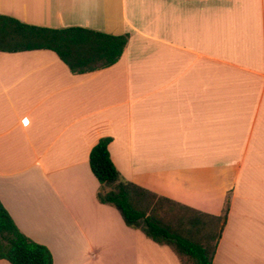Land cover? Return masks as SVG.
I'll use <instances>...</instances> for the list:
<instances>
[{
	"label": "crops",
	"instance_id": "crops-1",
	"mask_svg": "<svg viewBox=\"0 0 264 264\" xmlns=\"http://www.w3.org/2000/svg\"><path fill=\"white\" fill-rule=\"evenodd\" d=\"M24 23L129 33L113 65L0 51V199L54 264H182L100 202L90 152L227 223L213 264H264V0H0ZM0 264H11L1 259Z\"/></svg>",
	"mask_w": 264,
	"mask_h": 264
},
{
	"label": "trees",
	"instance_id": "trees-1",
	"mask_svg": "<svg viewBox=\"0 0 264 264\" xmlns=\"http://www.w3.org/2000/svg\"><path fill=\"white\" fill-rule=\"evenodd\" d=\"M129 41V33L112 34L86 27L51 28L32 25L6 14H0V51L50 49L57 53L74 72L84 73L118 62ZM111 137H102L90 152V165L100 182V202L118 208L127 225L141 229L159 244H167L193 264H213L217 243L229 214V200L224 213H203L169 197L125 179L112 160ZM167 207L177 212L188 234L167 224L161 212ZM208 219L209 222L205 221ZM216 227L215 243L199 241L193 232ZM209 240V239H208ZM11 264H54L50 248L26 235L0 199V260Z\"/></svg>",
	"mask_w": 264,
	"mask_h": 264
},
{
	"label": "rangeland",
	"instance_id": "rangeland-1",
	"mask_svg": "<svg viewBox=\"0 0 264 264\" xmlns=\"http://www.w3.org/2000/svg\"><path fill=\"white\" fill-rule=\"evenodd\" d=\"M161 217L165 223L171 224L176 229H181L183 230L185 234H188L187 227H185L184 225L180 223L178 211L170 212L166 207L161 212ZM205 221L209 222L208 219H205ZM216 233H217V228L209 226V227H204L201 232H193V234H191L190 236H193V238L199 241H202V242H209V244L212 246L215 243ZM185 260H186L185 264H193L192 260H189L186 257H185Z\"/></svg>",
	"mask_w": 264,
	"mask_h": 264
}]
</instances>
